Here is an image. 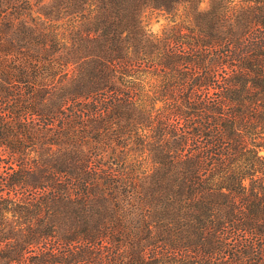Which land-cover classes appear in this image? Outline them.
<instances>
[{
  "label": "trees",
  "instance_id": "obj_1",
  "mask_svg": "<svg viewBox=\"0 0 264 264\" xmlns=\"http://www.w3.org/2000/svg\"><path fill=\"white\" fill-rule=\"evenodd\" d=\"M0 264H264V0H0Z\"/></svg>",
  "mask_w": 264,
  "mask_h": 264
},
{
  "label": "rangeland",
  "instance_id": "obj_2",
  "mask_svg": "<svg viewBox=\"0 0 264 264\" xmlns=\"http://www.w3.org/2000/svg\"><path fill=\"white\" fill-rule=\"evenodd\" d=\"M202 5H206V2H203ZM150 12V11H149ZM145 13L143 16L144 22L153 30H156L160 27V24L165 22L164 16L158 11H152L150 13Z\"/></svg>",
  "mask_w": 264,
  "mask_h": 264
}]
</instances>
